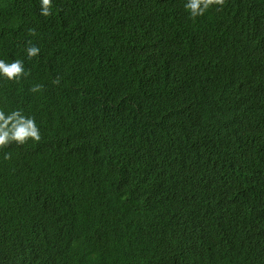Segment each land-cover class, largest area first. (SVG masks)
Wrapping results in <instances>:
<instances>
[{"label": "trees", "instance_id": "trees-1", "mask_svg": "<svg viewBox=\"0 0 264 264\" xmlns=\"http://www.w3.org/2000/svg\"><path fill=\"white\" fill-rule=\"evenodd\" d=\"M53 3L0 0V264H264V0Z\"/></svg>", "mask_w": 264, "mask_h": 264}, {"label": "clouds", "instance_id": "clouds-1", "mask_svg": "<svg viewBox=\"0 0 264 264\" xmlns=\"http://www.w3.org/2000/svg\"><path fill=\"white\" fill-rule=\"evenodd\" d=\"M224 0H184V7L188 10L189 15L195 19L205 14L214 4L222 5ZM40 12L49 16L53 13V0H40ZM34 31V30H33ZM40 52L38 45L31 44L27 47V55L29 58L36 56ZM25 62L23 59H14L7 61L0 58V77L9 80H18L23 75H27ZM59 83V78L54 81ZM43 85L34 84L32 91L36 92ZM29 139L39 141L41 139V130L33 115L25 114L22 108H14L6 111L0 107V147L9 145L12 142L24 144ZM10 152L4 153V158L11 159Z\"/></svg>", "mask_w": 264, "mask_h": 264}]
</instances>
